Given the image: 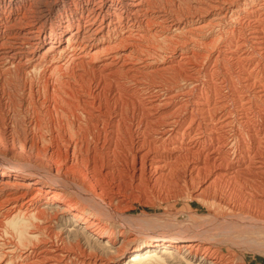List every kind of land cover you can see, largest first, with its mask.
Here are the masks:
<instances>
[{
    "label": "bare ground",
    "instance_id": "6f19581e",
    "mask_svg": "<svg viewBox=\"0 0 264 264\" xmlns=\"http://www.w3.org/2000/svg\"><path fill=\"white\" fill-rule=\"evenodd\" d=\"M172 1L174 0H0V76L6 79L14 75L20 79L28 75L37 76L39 73L38 75L41 74L45 79L44 83L41 82L38 86L35 84L37 87H34L32 83L30 89L28 87L26 96L21 94V97L23 95L28 98L19 102L21 106L18 107L20 109L23 106L30 107L29 126L36 131L43 128L38 110L41 106L42 109L47 105L44 97L50 91V84L46 81L48 78L45 77L60 76L55 85L53 82V94L49 96L51 105H48L46 109L50 113L55 107L58 110L57 106H66L67 112L69 108L72 118L70 119L78 130V133L75 132L77 134L71 137L75 138L78 135L73 143V152L77 149L79 152L85 150L87 157L82 154L81 156L86 157V164L82 159L79 161L85 165L86 171L89 170L90 182L92 181L95 185L93 187L91 183H88L89 185L84 186L86 183L84 181L79 185V182L62 179L60 170L57 169L54 175L52 171L50 173L48 169L45 170L39 165L27 166L30 172L26 171L25 164L21 166L23 163L21 164L19 160L7 159L3 153L2 142L8 139L1 135L3 132L0 130V198L5 197L10 200L8 203L12 205L14 203V206L8 209L6 223L1 222V224H5V231L12 228L16 233V241L21 246H18L20 249H27V244L34 247L33 241H36L34 244L37 246L34 249L31 248L33 256L27 255L20 260L21 255L16 258L14 256L16 248L18 249L15 242V251H5L6 253L3 251L6 259L0 257V264H245L239 259L225 257L221 251L203 244L202 235L206 232L203 233L204 230L200 231L201 228L195 225L192 226L193 228L189 225L192 231H184L185 229L181 230L182 228L181 231L175 228L177 231H172L165 227L163 233L146 234L140 239H133L129 234L130 226H128L129 230L112 229V223L127 221L123 213L129 209V206H122L117 201L118 197L115 199L107 195V191L105 193L100 185L99 177L104 174L108 176L114 173H129L131 175L127 178V180L130 179L129 182L125 180L129 184L124 185V192L136 191L134 186L143 190L154 189L168 185L174 177L179 178L181 180L179 184H182L179 189L182 193L185 192L189 200L206 202L211 194L210 190L213 189V199L210 200H213L216 206L224 205L230 214L227 213L232 215L230 216L232 220L228 219L230 217L223 216L225 220L236 221L240 225L244 223V226L250 223L249 227L254 226L257 229L258 227L255 226H260L264 230V214L261 215L264 211V12H253L244 17L243 13L246 12L241 5L210 4L209 8L213 12L212 19L208 22L210 27L222 29V25L229 18L234 23L233 31H230L228 36L227 33L221 34L217 30L222 37H226L227 42L230 41L229 49L225 51L226 54L223 57L227 65L221 64V68L219 67L220 73L227 68L223 76L230 83H227V87L225 86L226 93L224 92L223 96V86L214 84L213 73L210 74L211 70L209 72L205 68H203V76L200 74L201 78L194 77L195 74L190 76L187 72H177L179 73L177 74L175 71L181 79L180 84L178 79V82L174 80L171 83L167 82L165 79L167 70L180 65V61L175 60L184 59L191 52L189 47L182 52L175 49L173 61L157 64L156 61L160 62L162 56L158 55L161 57L156 60L155 54H150L149 48H146L147 45L143 46L145 42H149L147 38L149 29L146 28L148 31L146 32L145 27L149 24L153 25L151 20L147 19L154 15L153 19L162 23L165 20L164 11L162 12L160 8L150 11L151 7L148 5L166 6ZM186 2L184 1V6H187ZM261 7L257 9L260 10ZM172 11L173 8L170 13L174 12ZM188 11L191 12V10ZM243 18L247 21L246 24L243 23ZM144 19L147 23L143 22ZM168 19L166 18V21ZM155 25L157 26L156 23ZM165 26L168 27V25ZM200 27L193 29L201 31ZM174 28L175 31L179 29L178 25H174ZM165 29L169 31L166 27ZM234 29L239 30L235 33ZM156 31L155 33L152 31L153 35ZM181 33L178 32L179 35ZM178 34L175 32V37H179ZM185 37L188 39L189 36ZM170 38L172 40L174 37ZM215 40L218 41L216 38ZM163 42V45L167 46V41ZM160 43L162 46V42ZM213 43L214 46L218 45ZM194 44L195 41L190 46L194 47ZM151 45L154 44L151 43ZM142 48L145 51H142ZM164 51H161L162 55L165 54ZM142 53L147 54L142 56ZM199 57H204V53ZM162 58L164 60V57ZM65 59L71 61L69 77L61 74V63ZM195 60L193 59V62ZM200 62L202 64V61ZM69 64H67L68 67H70ZM42 67L47 68L43 70ZM41 69L43 71L38 72ZM175 69L177 70V67ZM147 72L151 74L152 80L154 79L153 83L151 81L152 85L148 87L139 78V76L141 79L143 76L147 77ZM38 78L41 77L38 76ZM41 90L45 94L41 95L42 99L37 98L42 94L39 93ZM23 93L26 94V91ZM42 110L46 112L45 109ZM61 112H59L60 115L62 114V118L65 119L64 116H67ZM7 142L8 145L9 142ZM24 142H26L25 139ZM30 152H32L31 149ZM51 177L55 179V184L65 186L64 188L68 187L72 191L76 190L82 203H86L87 206L80 209V201H67L56 190L57 188L53 187L54 183L47 189L44 180L46 178L49 180ZM220 188L223 190L221 191ZM92 190L95 193L100 191V194H95ZM34 192L36 193L33 194ZM19 197L23 200L28 199L26 206H28L29 214H23L22 208L13 211L19 203ZM113 205L121 212L113 208ZM43 213L49 215L48 219L54 217L59 224L58 227L62 229L55 236L49 235L50 241L47 240V244L45 239V242L39 246L37 243L43 235L45 237L44 231L50 230L45 226L52 225L44 218ZM233 215H239V217ZM34 224L37 231L30 232ZM49 232L51 234L55 231ZM200 232L203 233L201 236ZM5 233L7 234L8 231ZM1 235L3 236L2 233ZM4 236L3 238H6L8 234ZM118 239L121 240L119 245H117ZM1 245L3 244L0 243V251L3 250ZM202 249L204 251L201 253Z\"/></svg>",
    "mask_w": 264,
    "mask_h": 264
},
{
    "label": "rangeland",
    "instance_id": "374dc122",
    "mask_svg": "<svg viewBox=\"0 0 264 264\" xmlns=\"http://www.w3.org/2000/svg\"><path fill=\"white\" fill-rule=\"evenodd\" d=\"M175 1V0H174ZM174 1H172V3H170V4H168V5H166V6H164V5H160V4H156V6H155V4H151L150 6L148 5V7H151L150 8V11H155V10H153V9H157V10H159L158 8H160V10H162V12L164 13V16H165V20L163 21V23H162V21H158L157 19H153V17H154V15H152V16H150V19H147V20H151L150 22H152L151 24H153V25H151L150 26V24L149 25H146V27H145V31L146 32H148L147 31V29H149V32H148V36H147V38L149 39H147L149 42H145L144 43V45L143 46H145V45H147L146 46V48H149V50H150V54H155V56H156V60H158V58H160L161 56L162 57H164V60H163V58L161 57L160 59H161V61L159 62V61H156V63L157 64H161L162 62H171V61H173V51L176 49V50H178L179 52H182V51H184L187 47H189L188 49L193 53V55H192V53L190 52L189 54H187L186 56H185V60L188 62H186L184 59H178L177 58V60H175V61H177V62H179L180 61V65H183V66H176L177 67V70L175 69L176 67L175 66H173L172 68H171V70H167V75H166V77H168V78H166L165 77V79L167 80V82H169L170 81V83L171 82H173V80H174V82L176 81V82H178L179 81V84H180V77L178 78V75L177 74H179V73H182V72H187L188 73V75L190 74V76L192 75H194V77H200V74L203 76V68H205V69H207L209 72H210V70H211V72H210V74H212L213 73V75H214V77H212L213 79H215L214 80V84H218V85H222L223 86V89H222V94H223V96L225 95V89L224 88H226L227 86H228V84L227 83H229V80H227L226 81V79H225V77L223 76L224 75V73H226L225 72V70L227 69V68H225V70H223L221 73L219 72V70H220V68H221V64H226L227 65V63H225L226 61L224 60L225 58H223L224 56H225V51L227 52V50L229 49V40H228V42L225 40V38L226 37H222V35H220V33L222 34L223 32L224 33H227V36L229 35V33H230V31H233L232 30V28H233V24L234 23H232L233 21L229 18L223 25H222V29L220 28H214V27H210V23H208V22H210V19H212V15H213V12H212V10L209 8L210 7V4H212V5H219V4H222V5H241V8L242 9H244L245 10V12L246 13H243V15H244V17L246 16V14H250V13H253V12H264V0H235V2H234V0L232 1V0H205V1H203V0H196V1H194V0H187V2H189L190 3V1H191V4H189V3H187L186 2V0H184L185 2H186V5L187 6H184L185 4H184V1L183 0H179V2H178V0H176L175 2ZM193 1V2H192ZM212 2V3H210V2ZM248 1V2H247ZM174 2V3H173ZM181 2H183V4L181 3ZM199 2V3H198ZM201 2V3H200ZM202 2H203V4H202ZM217 2V3H216ZM231 2L233 3V4H231ZM177 3V4H176ZM206 3H207V6H206ZM225 3V4H224ZM241 3V4H240ZM247 3V4H246ZM263 3V4H262ZM172 4H175V5H172ZM182 4V5H181ZM197 4V5H196ZM209 4V5H208ZM246 4V5H245ZM250 4V5H249ZM252 4V5H251ZM261 4V5H260ZM171 5L173 6V7H171ZM191 7H190V6ZM195 5V6H194ZM159 6V7H158ZM162 6L164 7V8H162ZM253 6V7H252ZM261 7V8H259L260 10H258L257 8L258 7ZM165 7H166V9H165ZM171 7V8H170ZM178 7V8H177ZM186 7V8H185ZM196 7V8H195ZM198 7H201V8H198ZM251 7V8H250ZM168 8V9H167ZM172 8H173V13H170V10H172ZM177 8V9H176ZM185 8V9H184ZM190 8V9H189ZM192 8V9H191ZM197 8H198V10L200 9V11H198L197 10ZM206 8V9H205ZM208 8V9H207ZM201 9H202V11H203V9H204V11L202 12L201 11ZM246 9H247V11H246ZM257 9V10H256ZM166 10V11H165ZM168 10H169V12H168ZM188 10H191V12L190 11H188ZM208 10V11H207ZM252 10V11H251ZM175 11H177V12H175ZM182 11H183V14H184V16H183V14H182ZM197 11V12H196ZM207 11V12H206ZM210 11V12H209ZM249 11H251V12H249ZM180 12V13H179ZM193 12V13H192ZM196 12V13H195ZM178 13V14H177ZM188 13H190V14H188ZM200 14V15H197V14ZM206 13V14H205ZM172 14V15H171ZM175 14H177L176 16H174ZM179 14H181V15H179ZM188 14V15H187ZM203 15V17H202V15ZM205 14V15H204ZM169 15H171V16H169ZM186 15V16H185ZM195 15V16H194ZM209 15H211L210 16V18H209ZM179 16V17H178ZM184 18H183V17ZM190 16V17H189ZM152 17V18H151ZM173 17H174V20H173ZM178 18V20H177V18ZM166 18L168 19V18H170V19H168V21H166ZM180 18V19H179ZM197 18H198V20H197ZM215 18V17H214ZM184 19V20H183ZM185 19H186V21H185ZM202 19V20H201ZM204 19V20H203ZM235 19V18H234ZM153 20V21H152ZM193 20H194V22H193ZM229 20H231V21H229ZM236 20H237V18H236ZM166 21V22H165ZM175 21V22H174ZM184 21V22H183ZM197 21V22H196ZM143 22L145 23H147V21H146V19H144L143 20ZM149 22V21H148ZM157 24V26L155 25V23ZM159 24H158V23ZM193 22V23H192ZM199 22V23H198ZM231 22V23H230ZM161 23V24H160ZM189 25H188V24ZM207 23V24H206ZM243 23L244 24H246L247 23V21L243 18ZM163 24V25H162ZM171 24V25H170ZM191 24V25H190ZM193 24V25H192ZM228 24V25H227ZM159 25V26H158ZM161 25L163 26V28L161 27ZM165 25H168V27L167 26H165ZM170 25V26H169ZM174 25H178V30L177 31H175L174 29ZM208 25V26H207ZM152 26H153V28H152ZM184 26V27H183ZM186 26V27H185ZM192 26V27H191ZM201 26V27H200ZM203 26V27H202ZM204 26L206 27V28H204ZM227 26V27H226ZM230 26V27H229ZM257 26V25H256ZM150 27L152 28V29H150ZM165 27L167 28V30H169V31H166V29H165ZM196 27H200V28H202V29H200L201 31H196L195 29H193V28H196ZM147 28V29H146ZM157 28V29H156ZM174 28V29H173ZM183 28V29H182ZM192 28V29H191ZM210 28V29H209ZM214 28V29H213ZM160 29V30H159ZM177 29V28H176ZM182 29V30H181ZM190 29L191 30H193L192 32L190 31ZM204 29V30H203ZM157 30V31H156ZM163 32H162V31ZM186 32H185V31ZM211 30V31H210ZM220 32V33H218V31ZM238 30L239 29H234V31H235V33L236 32H238ZM154 31H156V34L155 35H153V32ZM166 31V32H165ZM183 31L184 32V34H183V32L181 33V32ZM188 31H190V32H188ZM196 31V32H195ZM206 31V32H205ZM158 32V33H157ZM174 32V33H173ZM175 32L178 34V32L179 33H181L180 35H179V37H181V38H179V37H175ZM193 32H195V34L193 33ZM202 32H203V34H202ZM155 33V32H154ZM160 33V34H159ZM168 33H169V35H168ZM174 34V36H173V34ZM186 33V34H185ZM207 33V34H206ZM211 33V34H210ZM218 33V34H217ZM223 33V34H224ZM149 34H151L152 36H154V37H150L151 35H149ZM158 34V35H157ZM183 34V35H182ZM200 36H199V35ZM160 35H161V37H160ZM187 35V37H188V39H186V36ZM205 35V36H204ZM215 35V36H214ZM167 36H169V37H167ZM177 36V35H176ZM192 36V37H191ZM194 36V37H193ZM204 36V37H203ZM211 36V37H210ZM167 37V38H166ZM170 37H174L172 40H170L171 38ZM199 37V38H198ZM202 37H203V39H202ZM208 37V38H207ZM217 37H220L221 39H219V38H217ZM153 38H155V39H153ZM161 38H163L165 41H167V46H165V44L163 45V41H162V39ZM179 38V39H178ZM183 38H185L184 40H182ZM191 38H192V40H191ZM213 38H214V41H213ZM215 38L216 39H218V41L216 42V40H215ZM223 38V39H222ZM158 39H161V40H158ZM193 39H198L199 41H196V40H194L195 41V44H194V47L193 46H190V44H192V42L194 43V41H193ZM206 39V40H205ZM153 40V41H152ZM175 40V41H174ZM182 40V41H181ZM190 42H189V41ZM210 40H212V42H210ZM162 42V46H161V43L160 42ZM188 41V42H187ZM203 41V42H202ZM157 42V43H156ZM175 42H177V43H179V44H177V43H175ZM183 42H185V44L183 43ZM187 42V43H186ZM197 42V43H196ZM213 42H215L216 44L215 45H217V46H214V43ZM148 43H149V45H148ZM151 43L152 44H154L153 46L151 45ZM160 45H159V44ZM182 43V44H181ZM200 45H199V44ZM156 44V45H155ZM170 44V45H169ZM172 44V45H171ZM178 46H177V45ZM207 44V45H206ZM158 45V46H157ZM183 45V46H182ZM186 45V46H185ZM209 45V46H208ZM211 45V46H210ZM159 46H161V48H163V49H161ZM166 47L165 49H164V47ZM170 46H171V48L173 49H171L170 48ZM172 46H174V47H172ZM182 46V47H181ZM204 48H203V47ZM213 46V47H212ZM225 46V47H224ZM227 46V47H226ZM155 47V48H154ZM176 47V48H175ZM193 47V48H192ZM199 47V48H198ZM211 47V48H210ZM217 47V48H216ZM181 48V49H180ZM208 50H207V49ZM223 48H224V50H223ZM226 48V49H225ZM159 49H160V51H159ZM198 49V50H197ZM207 51H206V50ZM213 51H212V50ZM219 49V50H218ZM162 50H165L164 52H165V54H161V51ZM222 50V51H221ZM142 51H145V50H143V48H142ZM155 53H154V52ZM157 51V52H156ZM171 51V52H170ZM203 51V52H202ZM211 51V52H210ZM220 51V52H219ZM168 52V53H167ZM195 52H196V54H195ZM209 52V53H208ZM156 53H157V55H156ZM167 53V54H166ZM199 53V54H198ZM204 53V57H199L200 55L202 56V54ZM206 53V54H205ZM143 54H144V56H146V54L145 53H142V56H143ZM209 56H208V55ZM223 54V55H222ZM158 55H161V56H158ZM192 55V56H191ZM218 55V57H216ZM171 56H172V58H171ZM196 56V57H195ZM207 56V57H206ZM221 56V57H220ZM166 57V58H165ZM188 57H191L190 59L188 58ZM193 57V58H192ZM197 59V60H199L198 61V64H196L197 63V60H195V58ZM199 57V58H198ZM216 57V58H215ZM170 58V59H169ZM204 59V60H202V59ZM206 58V59H205ZM223 58V59H222ZM189 59V60H188ZM193 59L196 61H194L193 62ZM219 59V60H218ZM171 60V61H170ZM190 60L192 61V62H190ZM218 60V61H217ZM224 60V61H223ZM200 61H202V64L204 65H202L201 64V62ZM203 61H205V62H203ZM210 61V62H209ZM215 61H217V62H215ZM183 62H185V64L182 63ZM215 62V63H214ZM218 62H219V64H218ZM65 63V64H64ZM70 63V64H69ZM192 63H195V64H192ZM205 63V64H204ZM218 65H217V64ZM67 64H69V66L70 67H68V65ZM200 64V65H199ZM61 69H62V72H61V74L64 76V77H69V75H70V73H71V61L69 60V59H65V60H63L62 61V63H61ZM213 65H215V66H213ZM63 66L65 67L64 69L66 70H64L63 69ZM189 66V67H188ZM190 66H192L191 68H190ZM212 66H213V68H212ZM48 67V66H47ZM47 67H45V68H47ZM187 69H186V68ZM220 67V68H219ZM43 68V67H42ZM45 68H43V70H45ZM68 68H70L69 69V72H67V70H68ZM180 68V69H179ZM193 68V69H192ZM60 69V70H61ZM174 69V70H173ZM186 69V70H190L189 72L188 71H184V70ZM197 69H198V72H196L197 71ZM215 69V70H214ZM42 69L41 70H39L38 72H40V71H43ZM173 70V72H174V74H173V72H170V73H168L169 71H172ZM192 70V71H191ZM236 70V72H238V70L237 69H235ZM175 71H176V73L177 72H179V73H177V74H175ZM181 71V72H180ZM214 71H216L215 73H214ZM218 71V72H217ZM67 72V73H66ZM200 72V73H199ZM69 73V74H68ZM193 73V74H192ZM198 75H197V74ZM219 73V74H218ZM39 73H37V76L36 75H34V76H30V75H28V76H25L26 78H20V79H18L17 77H15L14 75H11V76H9V77H6V79L5 78H2L1 76H0V97H2V99L0 98V102L2 103V104H0V130L3 132V134H1V135H3V136H5L8 140V145L6 144V142H2V144L3 145H1L2 146V150H3V153L5 154V156L7 157V159L8 158H14V159H16V160H19L20 162H21V166H23L24 164V167L26 168L27 166H29V167H31V166H36V165H39V167L40 166H43L42 168H45V170H47L48 172H50L51 173V171H52V174H56V171H57V169L58 170H60V176H61V178L62 179H67V180H70V181H75L76 183H78L79 182V185L80 184H82V181H84V182H86L85 184H84V186L85 185H89L88 183H91L92 184V181L90 182V179H89V170H87L86 171V167H85V165L84 164H86V152H85V150L83 149V151L82 152H79V150L77 149L76 151H74L73 152V150H74V144L73 143H75L74 141L77 139V136L73 139V138H71L73 135L75 136L77 133H78V130L76 129V126H75V123L73 122V120H71L72 118H71V115H70V110H69V108H68V111L69 112H67L66 110V106H57V108H58V110H56V107H55V109L54 108H52V109H54V110H51V111H53L54 112V114H56V113H58L59 115L58 116H56V115H52V113L53 112H50V113H48V111H47V106L48 105H51L49 102V96H50V94L52 93L53 94V86L55 85V83L57 82V80L59 79V77H56V76H52V75H50V78H49V76H46L45 78L47 79L46 81H48V84H50L49 86H50V91L47 93V96L46 97H44V98H46V102H47V105H45L42 109H45L46 110V112L44 111V110H42L41 109V107H40V109L38 110V113H40L39 114V118H40V122L43 124L42 125V129L41 130H34V129H32V128H30V126H29V118L31 117L30 115H31V110H30V107L28 108H26V107H22V109H20V108H18V107H20L21 106V103H19V102H22L23 101V99H27L28 97H24V96H26L27 95V93H28V91H29V89H30V86H31V84L32 83H34V87H37L38 86V84L39 83H41V82H43L44 83V81H45V79H43L42 77V75L40 74V75H38ZM147 74H148V76L146 77V76H143V79H141V77L139 76V78H140V80H141V82H142V80H143V82H147V84H145V83H143L146 87H148L149 85H152V83L154 82V79L152 80V76H151V74L149 73V72H147ZM170 74V75H169ZM215 74H216V76H215ZM38 76L39 77H41V78H38ZM173 76V77H172ZM201 76V77H202ZM220 76V77H219ZM27 77H29V78H27ZM33 78V79H30V78ZM37 77V78H36ZM55 77V78H54ZM170 77H172V79H169ZM200 77V78H201ZM146 78H148V79H146ZM173 78H175V79H173ZM23 79V80H22ZM49 79H50V81H49ZM54 79V80H53ZM56 79V80H55ZM151 79V80H150ZM177 79H178V81H177ZM26 80V82L24 83V81ZM35 81V82H33V81ZM63 80V79H62ZM64 80H66V79H64ZM138 80V79H137ZM150 80V81H149ZM38 81V82H37ZM149 81V82H148ZM151 81H152V83H151ZM222 81V82H221ZM224 81V82H223ZM18 82H19V84H18ZM30 82V83H29ZM53 82H54V85H53ZM21 83H22V85H21ZM220 83V84H219ZM26 84V85H25ZM35 84H37V86H35ZM224 84H226V85H224ZM230 84V83H229ZM23 86L22 88L20 87H18V86ZM53 85V86H52ZM226 86V87H225ZM28 87H29V89H28ZM26 91V94H24L23 92L24 91ZM22 92V93H21ZM225 92V93H224ZM39 93H42V94H40V97H38L37 96V98H41L42 99V97L43 96H41V95H45V94H43V91L41 90ZM38 93V94H39ZM21 94H23L22 95V97H21ZM37 94V95H38ZM49 94V95H48ZM17 98V99H16ZM8 99H9V101H8ZM11 99V100H10ZM14 99V100H13ZM74 100V99H73ZM5 101V102H4ZM6 101H7V103H6ZM14 101V102H13ZM70 101V100H69ZM11 102V103H10ZM72 103H74V102H72ZM6 104V105H5ZM20 104V105H19ZM19 105V106H18ZM15 108V109H14ZM25 108V109H24ZM65 108V109H64ZM28 110V112H27V110ZM61 109V110H60ZM26 110V111H25ZM16 111V112H15ZM24 111V112H23ZM30 111V112H29ZM43 111V112H42ZM61 111H63V112H61ZM19 114H18V113ZM21 112V113H20ZM24 114H23V113ZM59 112H61V113H63V115L65 114L67 117H65L64 116V118L65 119H63L62 118V114L60 115V113ZM65 112V113H64ZM28 115V117H27V115ZM48 113V114H47ZM46 114V115H45ZM49 114H51V115H49ZM23 115V116H22ZM45 115V116H44ZM69 115V116H68ZM30 116V117H29ZM42 118H41V117ZM44 116V117H43ZM51 116V117H50ZM61 116V117H60ZM53 117V118H52ZM69 117V118H68ZM67 118V119H66ZM71 118V119H70ZM25 119V120H24ZM49 119V120H48ZM51 119L53 120V121H51ZM20 121V122H19ZM50 121H51V124L53 125V126H51V124H50ZM28 122V123H27ZM25 123V124H24ZM72 123V124H71ZM27 124V125H26ZM46 124V125H45ZM25 126V127H24ZM51 128H50V127ZM75 126V128H73ZM188 126V122H187V125H186V127ZM28 127V128H27ZM45 127H47L46 129H45ZM61 127V128H60ZM27 128V129H26ZM29 128H30V130H29ZM50 129V130H49ZM53 129V130H52ZM27 130H28V132H27ZM31 130H32V132H31ZM75 130V131H74ZM77 130V131H76ZM48 132L47 134L46 133H44V132ZM53 133H52V132ZM74 131V132H73ZM34 132H36V133H34ZM42 132H43V134H42ZM75 132H77V133H75ZM30 133V134H29ZM32 133V134H31ZM25 135V136H24ZM31 135H33L32 137H31ZM36 135V136H35ZM29 136V137H28ZM23 137H24V139H25V141L26 142H24V139H23ZM36 137V138H35ZM51 139V140H50ZM71 139H73V140H71ZM10 140V141H9ZM13 140V141H12ZM24 142V144H23V142ZM34 141H35V143H34ZM50 141V142H49ZM72 141V142H71ZM22 143V144H21ZM38 143V144H37ZM69 143V144H68ZM4 144H6V145H4ZM27 144V145H26ZM33 144H35V145H33ZM26 147H25V146ZM29 145H30V147H29ZM69 145V146H68ZM23 146H24V149H23ZM68 146V147H67ZM71 146V147H70ZM33 147H35V148H33ZM22 148V149H21ZM26 148H28V149H26ZM30 149H31V151L32 152H30ZM38 149H39V151H38ZM27 150H29L28 152H27ZM42 150V151H41ZM48 150V152H46ZM24 151V152H23ZM8 152V153H7ZM9 152H12V153H9ZM34 152V153H33ZM40 152V153H39ZM33 153V154H32ZM44 153V154H43ZM46 153H48V154H46ZM41 155V156H43V157H46V158H43V157H41V156H39V155ZM54 154V155H53ZM74 154V155H73ZM76 154V155H75ZM79 154V155H78ZM81 154L82 155H84V156H86V157H84V156H81ZM45 155H47V156H45ZM79 157H78V156ZM22 156H24V157H22ZM54 156V157H53ZM52 157V158H51ZM77 157L79 158L78 159V161L76 160L77 159ZM33 158V159H32ZM43 158V159H42ZM44 159H46V160H44ZM54 159V160H53ZM83 160L84 162V164L83 163H81L79 160ZM29 160H31V161H29ZM52 161V162H51ZM40 162V163H39ZM50 162V163H49ZM79 162V163H78ZM46 166H48V167H46ZM50 166H52V167H50ZM28 167V168H29ZM85 167V168H84ZM52 168V169H51ZM26 171L28 170L27 168L25 169ZM50 170V171H49ZM28 172H30L29 170H28ZM104 172V171H103ZM86 175H88V176H86ZM130 174L129 173H121V174H110V175H108V176H106L105 174L104 175H101L100 177H99V179L101 180V187H103V190L105 191V193H106V191H107V195H109V196H113L115 199L117 198V201H119V203H120V205H124V206H129V209L128 210H125L124 212L125 213H123V214H125V219L127 220V221H123L122 223H112V229L113 230H119V231H122L123 229H125V230H129L128 228V226H130V232H129V234L130 235H132V237H133V239L135 238V239H140V238H143L144 237V235H146V234H151V233H163V228H165V227H168V229H170V230H172V231H174L175 229H177L178 231H181V230H184V231H188V230H190V231H192V229H190V227L191 228H193L192 226H197L198 228H201L200 229V231H202L203 232V230H204V232L203 233H205V235H202L203 233H199L200 234V236L202 235V237H203V241H202V243L203 244H206L207 246H209L210 245V247H212V248H214V249H217V250H219V251H221L222 253H224L223 255L226 257H230L231 259H233V260H235V259H239V260H241V262H244L245 264H264V246H263V242H264V230L260 227V226H255V227H258L260 230H263V231H260L258 228L257 229H255L254 228V226H251V227H249L250 226V223H249V225H247L246 224V226H244L245 224L243 223V224H238V223H236V221H232V222H230V221H228V220H225L224 219V217H230V216H232V215H229L230 213L228 212V209L224 206V205H222L223 207H221L220 205H218L217 204V206H220V207H217L216 206V203H214L213 204V200H210V199H213V189H211L210 190V195H209V199L206 201V202H204V201H191V200H189L188 198H187V196H186V194H185V192H183L182 193V191H180V187H181V183L179 184V182H181V180L179 179V178H173V180H172V184L171 183H169L168 185H162V186H158V187H156V188H154V189H147V190H143L142 188H136V186H134V189H136V191L135 190H132L131 191V193L130 192H124L125 190H124V185H126V183L127 184H129L128 182H129V180H127V178H129L128 176H129ZM49 176H51L50 174H49ZM105 178H104V177ZM131 176V175H130ZM88 177V178H87ZM102 177V178H101ZM114 177H116V178H114ZM43 178V177H42ZM45 178V177H44ZM122 178V179H121ZM123 178H124V180H123ZM50 180V181H49ZM47 179L46 178V180H44V182L46 183V187H47V189L49 188V187H51V185L50 184H52L53 185V183L55 182L54 180V178L53 177H51V179ZM77 180V181H76ZM102 180H103V183H102ZM108 180V183H106V181ZM128 181V182H126V181ZM88 181V182H87ZM178 181V182H177ZM178 183V184H177ZM60 184H62L63 185V183H60ZM106 184V185H105ZM112 184V185H111ZM171 184V185H170ZM49 185V186H48ZM64 186V185H63ZM76 186V185H75ZM92 186L94 187L95 185H93L92 184ZM112 186H114V187H112ZM180 186V187H179ZM53 187L55 188H57L56 190L59 192V193H61L62 194V196H63V198H65V199H67V201H72V202H79L80 201V209H82L83 207H85V206H87V205H85L86 203H82V201L80 200V195H79V193H77V191L75 190V191H72V190H69V188L68 187H66V188H64V187H62V186H59L58 184H55L54 183V185H53ZM76 187H78V186H76ZM108 189H106V188ZM219 187V186H218ZM110 188V189H109ZM118 188V189H117ZM223 188V187H222ZM47 189H45V190H47ZM115 189V190H114ZM159 189H161V190H159ZM35 190V189H34ZM112 190V191H111ZM148 190H153V191H148ZM220 190L222 191L223 189H221L220 188ZM36 191V190H35ZM48 191V190H47ZM109 191H110V193H109ZM116 191V192H115ZM145 191V192H144ZM147 191V192H146ZM225 191V190H224ZM38 192V191H37ZM92 192L93 193H95L93 190H92ZM97 193H95V194H100V191H96ZM112 192V193H111ZM120 192V193H119ZM163 192V193H162ZM36 192H34L33 194H35ZM49 193V192H48ZM109 193V194H108ZM115 193V194H114ZM133 193V194H132ZM134 194H135V196H134ZM139 194H140V196H139ZM120 196V197H119ZM182 196V197H181ZM186 197V198H185ZM20 199H19V203L16 205V208L13 210V211H17L19 208H22V212H23V214H29L28 213V210H27V208H28V206H26V203H27V198H26V200H23L21 197H19ZM121 198V199H120ZM125 198V199H124ZM71 199V200H70ZM144 199H146V200H144ZM4 201V203H3V201ZM15 200H17V199H15ZM122 200V201H121ZM10 200L9 199H6L5 197H2V198H0V204L2 203L3 204V206H2V204L0 205V224H1V222H4V223H6L5 222V218L7 217V215H9V212H8V209L10 208V206H14V203H13V205L11 204V203H8ZM121 201V202H120ZM129 201V202H128ZM15 202V201H14ZM21 203V204H20ZM210 203V204H209ZM212 203V204H211ZM41 203H39V205H40ZM125 204H127V205H125ZM20 205V206H19ZM2 206V207H1ZM6 207V208H5ZM91 207V206H90ZM3 208H4V211H3ZM37 208V207H36ZM38 208H40V207H38ZM92 208V207H91ZM113 208H115L116 210H119V212H121L120 211V209H118V208H116V206H114L113 205ZM217 208V209H216ZM26 212H25V211ZM262 210V209H261ZM261 210H258L259 212L261 211ZM229 214H228V213ZM5 214V215H4ZM45 214V215H44ZM225 214V215H224ZM262 214H264V211H262L261 212V215ZM5 217H4V216ZM216 215V216H215ZM1 216H3V217H1ZM43 216H44V218L45 219H47L48 221H49V223L50 224H52V225H49V224H47V226H45V227H48V229H50V230H47L48 232H46V231H44L46 234H45V237H44V235H43V240L41 239L40 240V244L39 243H37L39 246L41 245V244H43L44 242H45V239H46V244H47V242L48 241H50V236L49 235H52L53 234V236H55L57 233H59L60 232V229H62V228H59L58 226H59V224H58V222L57 221H55V219H54V217L53 218H50V219H48V217H49V215H47L46 213H43ZM224 216V217H223ZM234 217L236 216V217H239V215H233ZM127 217V218H126ZM216 219H215V218ZM2 218V219H1ZM220 218H222L221 220H219ZM54 219V220H53ZM218 219V220H217ZM229 220H232V217H230V218H228ZM217 222H216V221ZM227 221V222H226ZM56 224H54V223ZM129 222V223H128ZM1 224V225H3L2 227H1V225H0V232L3 234V236L4 237H6L7 236V234H8V236L10 237H6V238H3V236L1 235V233H0V236H2V238H0V243L1 244H3V245H1L2 246V248H3V250L2 251H0V257L2 258V257H4V258H2V259H6L5 258V255H4V252L6 251H9V252H11V251H15V248H16V244H17V235H16V233L12 230V228H9L7 231H8V233L6 234L5 232H7V231H5L6 229L4 228V226H5V224ZM144 223V224H143ZM224 223V224H223ZM229 223V224H228ZM231 223H233V224H231ZM254 223H255V221H254ZM125 224V225H124ZM188 224V225H187ZM49 225V226H48ZM54 225V226H53ZM187 225V226H186ZM189 225H190V227H189ZM209 225H211V226H209ZM35 226V224L34 225H32V228H31V230H30V232H36L37 230V228H35L34 227ZM38 226V225H37ZM243 226V227H242ZM170 227V228H169ZM173 227V228H172ZM178 227V228H177ZM185 227V228H184ZM188 227V228H187ZM211 227V228H210ZM246 227V228H245ZM35 228V229H34ZM53 228V229H52ZM120 228V229H119ZM133 228V230H131ZM160 228V229H159ZM175 228V229H174ZM182 228V229H181ZM203 228V229H202ZM56 229V230H55ZM181 229V230H180ZM187 229V230H186ZM225 229V230H224ZM3 230V231H2ZM177 230H175V231H177ZM207 230V231H206ZM254 230V231H253ZM49 231H55V232H53V233H51V234H49L50 232ZM56 231H58V232H56ZM132 231V232H131ZM134 231V232H133ZM209 232V233H208ZM213 232V233H212ZM215 232V233H214ZM256 232V233H255ZM260 233H261V235H260ZM48 234V235H47ZM213 234V235H212ZM129 236V235H128ZM127 236V237H128ZM47 237V238H46ZM131 237V238H132ZM121 238V237H120ZM210 238V239H209ZM219 238V239H218ZM6 239H7V241L8 242H10V243H8L7 241H6ZM9 239V240H8ZM213 239V240H212ZM12 240V241H11ZM48 240V241H47ZM261 242H260V241ZM263 240V241H262ZM5 243H4V242ZM41 241H43V242H41ZM211 241V242H210ZM11 242H13V244H11ZM15 242H16V244H15ZM118 244L117 245H119L120 243H121V240L120 239H118ZM213 242V243H212ZM8 243V244H7ZM26 243H28V242H26ZM36 244V241H33V245L32 246H34V247H30L28 244H27V249L26 248H24V250H23V248H19V247H21V246H19L18 244H17V247H18V249L16 248V251L14 252V256H15V258L16 257H18V256H22V258H20V260H23L24 258H25V256H27L28 255V257H31V256H33V253H32V251H33V249L34 248H36L37 246H35V244ZM210 243V244H209ZM263 243V244H262ZM8 246H7V245ZM11 244V245H10ZM202 244V245H203ZM261 244V245H260ZM4 245H6V246H4ZM214 245V246H213ZM259 247H258V246ZM4 246V247H3ZM216 246V247H215ZM6 247V248H5ZM31 248H33L32 250H31ZM220 248V249H219ZM17 250H18V252H17ZM23 250V251H22ZM4 251V252H3ZM31 251V252H30ZM204 250L202 249V251H201V253L203 252ZM5 252V253H6ZM26 252V253H25ZM19 253V255H17V254ZM22 254H24V255H22ZM227 254V255H226ZM4 255V256H3ZM235 258V259H234Z\"/></svg>",
    "mask_w": 264,
    "mask_h": 264
}]
</instances>
